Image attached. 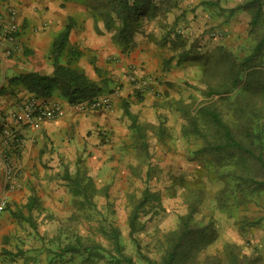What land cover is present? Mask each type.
Instances as JSON below:
<instances>
[{
    "label": "crops",
    "instance_id": "1",
    "mask_svg": "<svg viewBox=\"0 0 264 264\" xmlns=\"http://www.w3.org/2000/svg\"><path fill=\"white\" fill-rule=\"evenodd\" d=\"M179 5L174 20L186 26L182 33L199 34L208 23L223 30L227 42L228 35L240 38L238 44L247 39L257 7L264 12V0L257 7L249 0H181ZM8 7L16 11L19 30L13 42L0 43V130L12 129L23 144L13 158L20 166L19 186L8 193L7 207L0 216V264H89L88 253L77 250L79 243H97L96 210L112 211V198L132 194L129 182L135 178L156 179L161 172L174 175L175 166L180 165L184 168L178 172L185 175L191 173V164L197 167L189 161L190 137L183 134L184 122L177 107L190 102V93L177 96L174 89L180 86L185 90L184 80L194 78L198 66L179 63L166 25L159 27L153 21L122 49L103 20L110 8L105 0H0L3 17ZM181 8L187 9L185 14ZM67 25V51L79 52L72 66L92 81H109L102 95L110 98L113 110L78 111L54 92L38 101L58 102V118L35 125L15 121L12 116L18 114L19 105L32 95L12 80L31 72L50 75L52 42ZM67 51L61 59L63 64ZM175 71L181 75L176 77ZM129 73L146 81L145 92L134 90L127 80ZM141 149L148 151L145 168L134 166ZM3 152L0 137V155ZM162 163L167 164L165 169ZM76 177L90 183L87 199L75 194L72 181ZM118 180L126 183L119 187ZM3 193L0 166V197ZM152 193L159 196L158 191ZM159 205L160 209L161 201ZM146 215L140 218L143 226L144 221L156 216ZM112 227L111 221L106 224L105 220L103 228L99 227L109 245L105 233ZM229 241L230 237L219 231L204 250H220V254ZM66 245L75 251L62 252ZM94 257L92 254V264H97ZM108 257L98 259L111 264V255ZM262 260L264 264V257Z\"/></svg>",
    "mask_w": 264,
    "mask_h": 264
},
{
    "label": "trees",
    "instance_id": "2",
    "mask_svg": "<svg viewBox=\"0 0 264 264\" xmlns=\"http://www.w3.org/2000/svg\"><path fill=\"white\" fill-rule=\"evenodd\" d=\"M110 8L105 12L103 20L106 28L114 31L113 41L122 49L127 48L140 23L144 19L156 18L158 13H165L174 6L171 0L157 5L152 0H105ZM248 3V2H247ZM263 5V0H249V4L257 7ZM264 20V19H263ZM259 6L253 13L250 22L251 34H254L255 46L251 52L237 58L222 46H216L209 51L194 42L189 49L177 51L179 63L188 60L197 62L201 68V81L207 99L218 97L196 106L192 111L188 106L179 103L177 106L186 126L184 135L199 137L203 146L196 155L209 157V164L235 182V188L243 193H251L264 187V25ZM162 26V25H161ZM70 25L58 33L51 45L53 72L50 75L27 73L12 80L21 84L35 99H46L54 92L70 106L98 97L107 91L109 81L88 79L84 73L73 67L79 52L67 51V41ZM167 32L176 38L175 25L168 26ZM185 43H183L184 45ZM67 51L66 64L61 63ZM198 53L189 57L191 53ZM202 54V55H200ZM100 78V75H98ZM102 77V76H101ZM233 96L230 98V96ZM221 101V107L217 103ZM222 108V109H221ZM75 194L85 197L90 183L81 178H74ZM187 204V212L178 217L176 226L163 234L159 245L162 249L160 264H197L196 257L216 239V231L211 224L197 226L192 224V216L196 212L199 194H194ZM87 199V197H85ZM160 198L155 193L145 189L135 202L128 216V227L133 235L143 228L140 221L142 215L153 211L156 215L160 207ZM149 211H145V208ZM143 212V214H142ZM112 251L111 264H135L131 257L123 254V246L119 231L112 227L105 233ZM134 242L136 240L133 239ZM75 247L66 245L62 252H74ZM78 252H87L89 264H92V254L99 256L104 248L95 245L79 243ZM148 264H156L147 261ZM202 264H219V260L207 257Z\"/></svg>",
    "mask_w": 264,
    "mask_h": 264
},
{
    "label": "rangeland",
    "instance_id": "3",
    "mask_svg": "<svg viewBox=\"0 0 264 264\" xmlns=\"http://www.w3.org/2000/svg\"><path fill=\"white\" fill-rule=\"evenodd\" d=\"M152 1L160 5L166 0ZM180 2L181 0H171V4H175L169 7V10L164 14L158 13L156 18H151L149 20L144 19L140 23L138 33L144 30L146 25L150 24L152 21L156 22L158 26L159 24L166 25L165 27L171 24L175 25L177 34L180 36L176 38L174 34L172 35V46L176 52L177 50L179 52L183 51V48L184 50L189 49L195 42L197 44V49L198 46L202 47L203 52L206 50L209 51L216 46H222L235 57L243 58L247 56L255 46L254 34H250V29L249 33L247 32V39L241 44L237 43L240 38H233L231 35H228L229 39L227 42L226 38L222 37L224 34L223 30L214 29V27L208 26V23L203 25L204 28L199 34L190 35V33H182L181 29L185 30L186 26L177 25L174 20L176 16L174 11L179 9ZM101 6L106 7L104 4H101ZM186 11L187 9L181 8L182 14H185ZM261 14L263 20L264 12H261ZM261 23L264 25V20L261 21ZM112 33L114 34V31H112ZM183 43L185 44L183 45ZM194 55H196L197 58L199 57L197 52L196 54L191 53L188 56L192 57ZM187 62L198 66V72L194 74V78L192 77L189 79L187 76V80H184L186 81L185 90L183 87L177 86L174 91L177 96L185 95L187 97L188 93H190V102L181 104L188 106L190 111H192L196 106L203 104V102H209L210 100L214 101L219 98L213 97L212 99H207L205 97V87L201 81L202 72L199 64L190 60L185 63ZM189 70L191 71V69ZM185 71L188 72V70ZM178 75L181 74L175 71V76L177 77ZM231 97L233 96L231 95L230 98ZM216 106L220 108L221 101L217 103ZM180 116L182 117L181 113ZM183 122V127L185 128L186 122L185 120H183ZM186 136L190 137V146L192 149V153L188 156H191L189 161L197 163V167L195 164H191V173L180 175L182 172H178V170L184 168L180 165L175 166V171L177 170V172L174 175L176 177H173L174 175H169L165 170L166 174L161 172L156 179L152 178L144 181L135 178L133 181L129 182V188L134 189L132 194L127 196L124 194L118 196L117 194L112 198V202L115 204L112 211H95L96 227H98L96 228V244L105 249V251L100 252L99 256L102 254L103 257L106 256L109 258V255H115L111 250L112 247L107 241L103 240L99 231V227L103 228V220H105L106 224L108 221H111L113 227L120 230L123 254L131 257L135 264H148L147 261L160 264L162 249L158 243L159 240H162L165 232L172 230L176 226L179 216L186 214L189 200L197 193L199 194V201L196 212L192 216V224L197 226L211 224L216 234L222 231L230 237L231 241L224 244L223 251L220 254L217 253L220 250L215 251V253H213V251L208 250V252H206V250H203L196 257V263L202 264L207 257H217L219 264H262V258L264 257V254L261 253L264 251V187L251 193H245L244 196H242L243 193H240L235 188L236 184L234 181L227 176L222 177L220 174L222 171L216 172V168L212 164H209V157L196 155V152L203 146L202 140L192 134ZM149 150L153 151L154 149ZM140 152L142 155H137L134 158V166L137 168H145L147 166L146 160L149 157L146 156L148 151L146 149H141ZM163 166L165 169L167 164L164 165V163H162V167ZM116 183L120 187V184L123 186L126 182L118 180ZM145 187L146 189H150V192L158 191L162 205L161 208L158 209L154 219L151 218L144 221L145 226L131 235L128 227V216L135 202L140 198L142 193L140 192L142 191L141 189H145ZM97 205H101V203L97 201ZM102 206L103 205H101L100 208ZM145 211H149L147 207ZM152 212L153 211H149L148 214L150 215ZM148 214L146 216H148ZM133 239L136 240V242H134ZM95 257L97 258V255H95ZM96 263L107 264L108 261H100L97 258Z\"/></svg>",
    "mask_w": 264,
    "mask_h": 264
},
{
    "label": "built area",
    "instance_id": "4",
    "mask_svg": "<svg viewBox=\"0 0 264 264\" xmlns=\"http://www.w3.org/2000/svg\"><path fill=\"white\" fill-rule=\"evenodd\" d=\"M6 16L0 14V43L3 40L13 42L16 39L19 27L16 22V11L13 7L6 9ZM6 53H9L6 51ZM127 80L132 84L135 91L145 92L147 90L146 81L139 80L136 76L129 73ZM78 111L104 110L111 112L113 105L107 95L82 101L73 106ZM61 114L60 104L56 101L43 102L33 97L22 102L18 107V114H14L12 118L15 121L23 122L28 125H35L44 120H54ZM1 142L4 152L0 155V166L2 171V179L4 185V193L0 197V216L6 209L8 204V193L17 189L18 177L20 174L19 164L13 161L14 154L22 147V138L8 127L0 130Z\"/></svg>",
    "mask_w": 264,
    "mask_h": 264
}]
</instances>
